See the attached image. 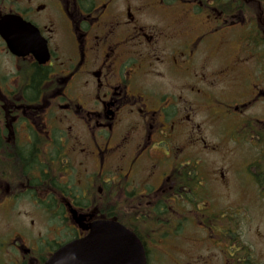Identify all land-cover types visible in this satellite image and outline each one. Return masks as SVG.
<instances>
[{"label": "flooded vegetation", "instance_id": "1", "mask_svg": "<svg viewBox=\"0 0 264 264\" xmlns=\"http://www.w3.org/2000/svg\"><path fill=\"white\" fill-rule=\"evenodd\" d=\"M262 3L0 0V264H44L95 222L145 264H246L218 153L254 140L260 194Z\"/></svg>", "mask_w": 264, "mask_h": 264}, {"label": "rangeland", "instance_id": "2", "mask_svg": "<svg viewBox=\"0 0 264 264\" xmlns=\"http://www.w3.org/2000/svg\"><path fill=\"white\" fill-rule=\"evenodd\" d=\"M229 48L231 52L236 49L231 44ZM236 141L223 143L218 153L225 165H217L226 166L230 175L221 201L230 203V227L248 248L247 264H264V199L247 185L245 175V164L257 155L256 146L250 138Z\"/></svg>", "mask_w": 264, "mask_h": 264}, {"label": "water", "instance_id": "3", "mask_svg": "<svg viewBox=\"0 0 264 264\" xmlns=\"http://www.w3.org/2000/svg\"><path fill=\"white\" fill-rule=\"evenodd\" d=\"M86 229V235L60 246L44 264H145L139 240L120 224L95 222Z\"/></svg>", "mask_w": 264, "mask_h": 264}, {"label": "trees", "instance_id": "4", "mask_svg": "<svg viewBox=\"0 0 264 264\" xmlns=\"http://www.w3.org/2000/svg\"><path fill=\"white\" fill-rule=\"evenodd\" d=\"M231 5H236V4L231 2ZM262 8H263V11H264V3H262ZM253 38H254V42L257 43V38L258 37L254 36ZM258 40H259V38H258ZM254 171H255V166H254ZM263 171H264V168H263ZM255 182L257 183V185L260 188V196L264 199V176H261V175L256 176Z\"/></svg>", "mask_w": 264, "mask_h": 264}]
</instances>
